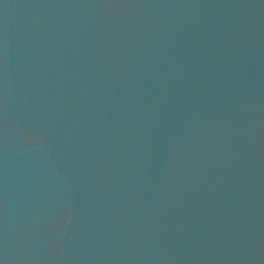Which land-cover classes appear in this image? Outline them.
<instances>
[{
    "label": "water",
    "instance_id": "obj_1",
    "mask_svg": "<svg viewBox=\"0 0 264 264\" xmlns=\"http://www.w3.org/2000/svg\"><path fill=\"white\" fill-rule=\"evenodd\" d=\"M0 264H264V0H0Z\"/></svg>",
    "mask_w": 264,
    "mask_h": 264
}]
</instances>
